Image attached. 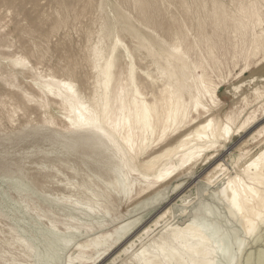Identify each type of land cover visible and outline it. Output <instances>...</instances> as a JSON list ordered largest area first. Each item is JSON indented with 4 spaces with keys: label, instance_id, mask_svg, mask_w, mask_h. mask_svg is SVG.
Returning a JSON list of instances; mask_svg holds the SVG:
<instances>
[{
    "label": "bare ground",
    "instance_id": "1",
    "mask_svg": "<svg viewBox=\"0 0 264 264\" xmlns=\"http://www.w3.org/2000/svg\"><path fill=\"white\" fill-rule=\"evenodd\" d=\"M147 5V0H136V6L143 14ZM262 9L259 0H251L248 3L240 2L235 11L229 13L225 6L214 2L213 34H203L190 41L187 34L177 33L171 43L149 39L118 14L117 19L122 21L121 28L104 23L98 41L91 46L87 43L93 73V82L88 92L71 78L38 73L24 57L11 60L14 67L19 69L17 75H32L33 86L39 93L40 106L44 109L54 106L59 110L65 124L64 133L59 138L66 153L79 150L88 152L94 158L95 165L98 164L96 169L106 170L110 174V179L103 182L101 192L93 190L88 183L83 184L78 191L75 190L85 196V208L76 204L71 206L63 200L54 201L57 206L73 212L81 211L82 216L90 220L102 215L100 217L103 220L110 212L109 202L113 195L135 201L143 200L141 203L150 199L155 202L165 191L176 192L185 181L191 180L199 164L211 167L205 186L216 187L212 199L222 201L229 221L239 229L243 237L234 231V238H230L227 233L229 229L223 231L225 229L221 230L218 226L220 223L210 220L214 213L209 208H193L192 212H188L192 206L184 197L181 199L183 208L175 218H186V221L183 224H166L155 238L132 253L126 264H241L240 256L264 229ZM123 32L133 35L138 50L145 51L143 55H135L124 43L121 38ZM223 33L229 34V39L235 41L233 46L226 48V52L232 48V53L227 54L231 55L234 69L239 67L240 70L238 78L227 89V94L233 97L228 105L221 99L222 92L220 95L222 83L227 78L221 79L218 75L223 63L215 52L219 42L213 40L214 36L222 38ZM106 40L111 44L105 46ZM215 78L220 81L216 83ZM26 97L30 101L35 100L29 94ZM36 133H40V129ZM238 135H250L253 140H261L256 150L247 146L240 147L238 157L231 161V169L218 158L220 152ZM10 189L25 194L21 183ZM25 201L30 203V197ZM135 208L137 211L138 207ZM25 213H29V210ZM170 214L171 210L161 214L155 225H159ZM219 216L216 217L221 218ZM34 217H47L51 223L47 233L31 230V233L35 231L45 242L44 252L21 238L13 241L32 259V264H59L57 258L60 250L69 248L74 238L81 234L89 235L90 239L74 246L75 254L68 258V264H93V260L100 258L96 264L116 262L151 232V227L141 226L125 236L138 222L137 219L119 223L112 232L99 231L93 234L91 225H80L71 219L61 222L55 219L51 211L43 215L38 212ZM117 221L114 220L115 223ZM194 222L203 223L211 230L210 243H203L197 238L193 229ZM102 224L98 221L99 230L103 229ZM58 226H62L70 238L62 239L56 231ZM16 232L12 230V233ZM246 262L244 264L250 263ZM258 262L261 263L260 260Z\"/></svg>",
    "mask_w": 264,
    "mask_h": 264
},
{
    "label": "rangeland",
    "instance_id": "2",
    "mask_svg": "<svg viewBox=\"0 0 264 264\" xmlns=\"http://www.w3.org/2000/svg\"><path fill=\"white\" fill-rule=\"evenodd\" d=\"M250 1L147 0L148 5L145 9L146 12L144 11L145 14H143L136 6V0H0V264H32V259L23 252L20 245L18 243L13 244L15 238L33 243L35 248L44 252L45 242L36 235L35 231L47 233L51 223L47 217H34L38 212L43 215L51 211L55 219L61 222L71 219L79 222L80 225H91L93 234L99 231L112 232L119 223L127 220L137 219L138 222L125 236L138 227H151V232L142 237L127 255L120 256L116 262L108 261L105 264H126L131 254L155 238L166 224H175L176 222L183 224L186 218L179 219L175 217L179 216L183 208L181 199L184 197H187V203L192 206L188 212H192L193 208H207V210L209 208L214 213L210 220L217 222V224L220 223L221 225L218 226L221 230L224 228L223 231L229 229L227 233L230 238H232L234 231H237V235H241L239 229L229 221V217L226 215L228 213H226L222 201L212 199L213 193L217 190L216 187L207 188L205 186L206 176L211 167L204 164H199L194 171V178L192 176L191 180L185 181L178 191L171 192L167 190L161 194L164 199L159 196L155 202L154 199H150L151 201L147 200L146 203H141L143 200L135 201L134 199L130 200V198L113 195L109 202L110 212L107 215L108 217L106 216L103 220L100 217L102 215L93 217L90 220L83 217L81 211L73 212L57 206L54 201L61 202L63 200L71 206L76 204L85 208V196L78 194L76 191L83 184L88 183L93 190L101 192L103 182L110 179V174L108 175L106 170L98 171L96 169L98 164L95 165L94 158L88 152L79 150L66 153L59 138L65 130V124L59 110L54 106L48 109L40 106L39 93L33 86L32 75L26 77L17 75L19 69L14 67L11 60L24 57L30 62V65L37 69L38 73H45V75L52 73L58 77L71 78L84 91L88 92L93 82L89 45L91 46L92 43L98 41V34L104 23L114 24L121 28L122 21L117 19L118 14L124 16L126 22H129L141 34L151 40L157 42L163 40L171 43L177 33H185L188 35V39L193 41L195 38L198 39L200 35L214 33L215 23L214 14L212 13L214 2L225 6L229 13H233L240 2L248 3ZM259 2L263 6L262 10L264 12V2L261 0ZM205 3L206 6H204ZM218 34L220 33L218 32ZM228 35L223 33L220 39L213 35L214 42H219L215 52L223 63L220 67L221 73L218 75L221 76V79L227 78L226 82L222 83L223 90L220 91V95L221 92L223 93L221 99L226 105L233 100L232 94H227V89L230 84L235 82L240 73L239 67L234 69L231 55L227 54L232 53V48L229 52H226V48L233 46L235 43V41L229 39ZM121 38L135 55L144 54L145 51L140 52L138 50L137 40L133 38L132 34L123 32ZM110 44L111 42L108 40L105 41V46ZM215 81L218 83L220 79L215 78ZM28 94L34 97L35 100L30 101L26 97ZM49 109L50 112H47ZM49 121H52V123H48ZM39 129L40 133H36ZM260 140L261 138L253 140L250 135L235 136L233 141L220 152L218 159L232 169L231 161L238 157L239 148L247 146L256 150ZM18 183L24 185V195L10 189ZM204 188L207 191L203 194ZM164 194L165 196H163ZM29 197L30 203H27L25 200H28ZM212 205L215 208H212ZM136 206L138 207L137 211ZM28 210L29 213L26 214L25 212ZM168 210H171V214L156 226L155 222L158 217ZM213 210L216 212H213ZM133 212L137 215H134ZM217 212L218 214H216ZM222 218L226 219L227 223L229 221L228 225ZM114 220L118 221L115 223ZM98 221L103 222V229L101 230H99ZM13 229L17 232L12 233ZM32 229L35 230V233H31ZM56 231L62 239L70 238L62 226H58ZM81 235L74 238L69 248L60 250L59 258H57L59 264H68V258L75 254L74 246L86 241L87 238L90 239L89 235ZM257 235L260 236V239L256 236V241H250L251 246L248 245L242 257L240 256L242 260H239V262L241 264H244L245 261H250L251 264L264 263V229ZM258 241L261 242L258 244ZM251 256L253 261H251ZM96 260H93L92 263H98L101 258ZM259 260L261 263L258 262Z\"/></svg>",
    "mask_w": 264,
    "mask_h": 264
},
{
    "label": "clouds",
    "instance_id": "3",
    "mask_svg": "<svg viewBox=\"0 0 264 264\" xmlns=\"http://www.w3.org/2000/svg\"><path fill=\"white\" fill-rule=\"evenodd\" d=\"M193 229L197 238L203 243H210L211 242V230L207 228L203 223H193Z\"/></svg>",
    "mask_w": 264,
    "mask_h": 264
}]
</instances>
